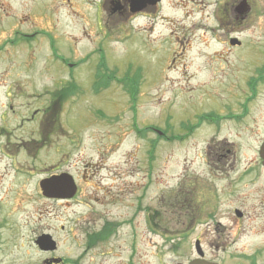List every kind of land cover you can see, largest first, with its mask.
Segmentation results:
<instances>
[{
    "label": "rangeland",
    "instance_id": "obj_1",
    "mask_svg": "<svg viewBox=\"0 0 264 264\" xmlns=\"http://www.w3.org/2000/svg\"><path fill=\"white\" fill-rule=\"evenodd\" d=\"M232 2L242 18L234 50L213 35ZM232 2L161 0L126 17L108 0H0V239L63 242L68 227L90 225L107 239L103 264H188L197 240L208 261L264 264L254 195L264 185L246 175L226 185L203 164L207 146L223 143L243 164L264 134V87L237 118L264 54V0ZM121 81L136 88L134 103ZM63 174L75 195L44 197L40 182ZM188 192V210L206 203L201 213L179 206ZM252 204L233 229L232 211Z\"/></svg>",
    "mask_w": 264,
    "mask_h": 264
},
{
    "label": "flooded vegetation",
    "instance_id": "obj_2",
    "mask_svg": "<svg viewBox=\"0 0 264 264\" xmlns=\"http://www.w3.org/2000/svg\"><path fill=\"white\" fill-rule=\"evenodd\" d=\"M123 3L125 0H122ZM233 0H230L232 2ZM124 5V16L129 17L133 16L135 14H132L128 7ZM237 6L238 2H232L230 4V9L228 10V13L230 16H226L223 10V13H219L216 17L218 23H219V29L215 30L213 29V35L216 42L223 41L225 42L230 49H239L242 46V42L239 38L240 34V21L242 18L238 17L237 14ZM156 10V7L143 9L142 11H139L136 13L137 15L146 13V12H153ZM222 14V15H221ZM225 15V16H224ZM225 30L227 32V37L223 39H218L215 37V34H217L218 31ZM15 34L17 32L15 31ZM2 49V45H0V51ZM252 70L248 74V78L244 82L245 87V93L243 98V105L239 115L240 118L242 115L244 117L249 116L251 107L249 109L250 104H254L258 101V96L260 95L261 88L264 87V54H262L259 58V61L251 66ZM250 67V68H251ZM9 90V89H7ZM6 90V91H7ZM5 98L10 101L9 93H5ZM8 108L11 110L12 107L9 104ZM5 110V109H4ZM4 115H6V112H4ZM206 117V116H205ZM262 118V117H258ZM256 119V118H255ZM0 132H6L4 128L2 130L0 129ZM258 133H251V135H257ZM264 137V134H262ZM261 137L260 140H257L254 142V146L252 147V153L253 158L245 161L243 164H240L239 161H237L236 157V149H232V151L226 149V144L221 145H210L207 146V149L205 151V159L203 160V164L208 169V173L212 177H218L219 182L223 181L226 183V185H229L230 181L235 177V181H241L243 177L246 175L250 177V184H253L254 186L264 185V165L263 160L261 158V150L264 147V138ZM215 143V142H214ZM256 171L258 172V177H252V174H255ZM218 175V176H217ZM238 175V176H237ZM195 181H198V178H192ZM192 183V182H191ZM106 191V190H105ZM258 191L262 192L263 190L260 188H256L254 193H257ZM192 192L185 193L184 199L179 204V206L185 207L186 211H193L188 210L191 206V200L187 198L188 194H191ZM107 194H105L106 197ZM258 195L259 199V208L264 209V194H254ZM110 197V196H109ZM56 201H68L69 199H53ZM198 203H195L196 211L200 209H203L202 206H206L205 204H201L198 199L196 200ZM201 207V208H200ZM258 207L256 204H252L249 208H243V210L240 209H234L232 211V219H233V229H236L238 227V224L243 219H246L247 217H250V213H255V210ZM193 211V212H196ZM189 213V212H188ZM263 213V212H262ZM190 215V213H189ZM157 215L150 214V217L152 220ZM259 218V214H258ZM260 220H264L263 217L259 218ZM236 221V223H235ZM192 224L193 222L190 221ZM189 223V224H190ZM153 225V224H152ZM4 226L0 222V228ZM153 227V226H152ZM220 224L217 225V229L219 230ZM73 226L68 227V239L63 242H59L57 239H55L52 235H50L52 239V243L47 248H42L38 245L37 241H33L28 243L27 246L22 241H17L16 239H13V236L6 239H0V264H103V261H106L107 256H109L110 250L108 253L105 249H101V247H98V244L107 242L106 237L104 236H96L97 231L92 230V226L90 225H75L74 230H72ZM232 229V230H233ZM236 229V230H238ZM59 231L64 232L65 227H60ZM244 231V230H242ZM235 232V230H234ZM12 233H14L12 231ZM98 239H101L98 241ZM198 241V240H197ZM200 243V241H199ZM32 248H35L39 251L42 255L39 256V259H33L31 257L30 251H32ZM205 257V255H204ZM243 257H246L250 260L251 264H256L252 260L251 255H243ZM98 261L99 263H97Z\"/></svg>",
    "mask_w": 264,
    "mask_h": 264
},
{
    "label": "water",
    "instance_id": "obj_3",
    "mask_svg": "<svg viewBox=\"0 0 264 264\" xmlns=\"http://www.w3.org/2000/svg\"><path fill=\"white\" fill-rule=\"evenodd\" d=\"M126 3L129 4L130 11L132 13L138 12L143 8L150 7L155 5L159 0H125ZM118 5V4H117ZM244 7V5H242ZM120 9V6H117V10ZM261 157L263 158V165H264V147L262 149ZM40 188L42 190V194L45 197H72L75 192L76 188L73 183V180L68 175H62L60 177H54L51 179L43 180L40 182ZM47 238L40 239V243H45ZM42 245V244H41ZM195 249L200 258H197L191 261L189 264H215L211 262H207L203 259V253L200 250L199 244H195Z\"/></svg>",
    "mask_w": 264,
    "mask_h": 264
},
{
    "label": "trees",
    "instance_id": "obj_4",
    "mask_svg": "<svg viewBox=\"0 0 264 264\" xmlns=\"http://www.w3.org/2000/svg\"><path fill=\"white\" fill-rule=\"evenodd\" d=\"M54 49V48H53ZM101 68H103L104 69V61H103V59H102V62H101ZM121 83H123V84H125V88H126V90H127V93L129 94V96H130V100L134 103L135 102V96H136V93H137V90H136V88H134V86L133 85H130V84H126V82L125 81H121ZM132 84L134 83V82H131ZM71 87V88H70ZM72 86H70V85H68V87L67 88H65V90H64V92H67V91H72ZM74 89V88H73ZM67 98V97H66ZM64 96H63V94H61V95H59V96H57V98H56V100H55V103L59 106L60 104H61V101L64 99H66ZM54 103V104H55ZM5 130H6V128H4Z\"/></svg>",
    "mask_w": 264,
    "mask_h": 264
}]
</instances>
